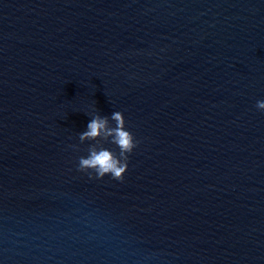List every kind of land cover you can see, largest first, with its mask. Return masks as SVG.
<instances>
[{"label":"water","instance_id":"1","mask_svg":"<svg viewBox=\"0 0 264 264\" xmlns=\"http://www.w3.org/2000/svg\"><path fill=\"white\" fill-rule=\"evenodd\" d=\"M260 100L264 0H0V264H264Z\"/></svg>","mask_w":264,"mask_h":264},{"label":"clouds","instance_id":"2","mask_svg":"<svg viewBox=\"0 0 264 264\" xmlns=\"http://www.w3.org/2000/svg\"><path fill=\"white\" fill-rule=\"evenodd\" d=\"M256 107L264 111V100L257 101ZM111 119L115 122L113 127H109L107 117L95 116L88 123V130L81 135V139H95L101 135L110 138V142L119 149L120 156L118 157L109 149H93L88 157L81 158L80 167L94 169L101 177L111 174L114 179L122 180L128 169V156L137 147L139 141L127 129L122 112H114Z\"/></svg>","mask_w":264,"mask_h":264}]
</instances>
